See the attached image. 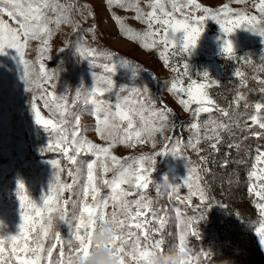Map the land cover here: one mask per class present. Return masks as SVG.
I'll return each mask as SVG.
<instances>
[{"label":"rangeland","instance_id":"1","mask_svg":"<svg viewBox=\"0 0 264 264\" xmlns=\"http://www.w3.org/2000/svg\"><path fill=\"white\" fill-rule=\"evenodd\" d=\"M198 2L213 11H218L222 4H229L233 9H243L249 14L254 12L251 5L237 4L233 0H198ZM59 3L70 6L66 13L70 17V22H63L58 28L55 23L50 25L54 31L47 45V50L43 54H41V49L44 46L41 40L36 39L28 42L23 57L33 69L27 77L28 82L23 75V64L18 52L15 49L6 48L3 53H0V236L19 234L22 218L18 199L20 193L18 181L24 183L29 199L43 207V201L47 196L56 195L55 192L49 191L54 173L57 171L51 162L59 161L60 168L64 170L60 172L61 184L64 180V173L67 172L65 169L73 166L60 149L55 147L56 134L36 124L32 104L36 105L44 119L53 118L50 108L45 107V101L47 100L49 104H52L50 94L54 93L58 102L67 101L69 111L72 114L68 116L69 120L72 119L73 115L80 118V129L83 130V137L94 143L107 146L108 142L101 140L95 132L96 120L93 115V106L84 102L83 93L92 87L97 77L105 75L103 65L115 63L116 70L112 74V79L116 84V89L113 93L106 95V99L115 103V92L121 86L135 87L141 90L147 88L148 91L144 96H147L156 108L164 109L166 107L172 110L169 114V127L172 130L166 129L163 135L156 136L155 148L152 147L151 143L138 144L134 148L124 144H116L111 150L112 154L122 160L126 157L140 155L155 158L150 177L152 183L143 195L150 200L152 194H148V192L153 190L151 186L155 185L154 189H160L154 190L157 192V198H163L165 201L164 210H168L169 214L173 216L172 224H167L166 230L164 228L163 231H167L168 237L172 235L173 241L167 244L166 249L162 248V252L169 253L179 249V236L185 226L183 222L193 221V227L198 234L200 233L196 229L198 218L192 216L197 207L194 205L195 200L198 205L206 203L207 214L211 213L213 218L219 221V225H222L223 233L228 234L229 238L224 245L227 247L228 257H230L231 252L233 254L232 262L229 260L231 264H264V245H261L260 237L256 233V228L259 227L261 220L259 210L256 208L259 201L249 191L252 184L249 173L257 163L258 152L242 151L239 140L232 132L233 130L259 129L250 123L249 117L254 113V105L258 102H264V93L261 92L264 83H260L264 77L259 76L256 72L264 66V37L244 27L225 36L219 24L209 18L205 22L204 31L195 47L186 54H181L175 49L171 50L169 53L170 64L165 65L159 56V52L162 50L161 46L151 50L145 49L139 40L129 39L121 30L120 24L113 18L114 15L119 16L127 28L143 33L147 30V26L134 18L136 15L134 10L114 7L109 5L107 0H59ZM147 5L148 0H139V6L144 12L150 10ZM4 6L12 7L10 0H4ZM57 14V12L50 13L53 21H55ZM192 14L198 15L199 13L192 10ZM0 18H3L4 22L9 23L10 26H16V22L7 15ZM172 35L179 46L183 33ZM225 39H229L233 43L235 56L232 58L223 54L222 47ZM86 49H103L105 52H97L95 55L93 65L91 63V66H94V68L91 67L94 72L85 69V65L89 64L87 56L80 55V50ZM65 54L70 58L67 62L63 60ZM109 54L117 55L121 61H128L131 66H121ZM41 63L44 65L46 74L37 78L36 72ZM185 63L188 65L187 74L184 75L181 72L180 77L185 81V87L190 81L207 83L203 76L204 73H207L214 82L208 89L211 97L220 108L230 113V118L224 117L220 112L212 113L211 119L228 125L227 130L221 129L220 141L202 139L198 146L199 152L186 148L182 144L178 157L170 154L172 147L180 140L186 144L194 136L190 130V124L194 122L192 112H185L183 106L179 104L177 96L169 91L171 82L178 78L177 73L172 69L178 65L182 68ZM233 64L246 67L249 70L253 69V71L235 69ZM237 73L241 75L238 76ZM46 77H51V81L49 82ZM78 89L82 93L80 99L76 98ZM237 93H242L246 98V103L242 101L238 108L233 103ZM123 95L126 93H121V96ZM67 96H72V99ZM144 96H141V99ZM255 96L257 97L256 100L253 98ZM207 119H209V114H202L201 122ZM249 135L252 133L250 132ZM201 137H203V130ZM169 138H171V143ZM211 143H217L218 148L211 149ZM165 146H168V153L157 155V153L164 152ZM230 153L242 155L243 159L245 158L247 161V169L244 175L247 186L245 192L242 193L243 196L239 195L240 197L235 198L234 204L238 206L240 213L253 227L250 226L249 228L246 225V227L238 229L239 232L234 230L237 227L236 220H234L237 212L230 211V202L233 204L230 198L235 194L228 192V185L217 178V173L222 170L225 159ZM80 156L85 158V161L81 162L76 169L82 168L79 181L82 182L83 190L86 183V162H90L94 157L90 154H81ZM202 158H207V162ZM193 167L207 170L200 173L207 199L200 201L199 197H193L191 204H188L186 201L189 189L185 185L184 179L188 175V170ZM114 174L110 171L106 176L102 175L101 169L97 167L96 184L100 189L101 196L110 195L102 181L103 179H111ZM170 185H178L179 191L171 192L169 195ZM124 187L127 188L128 186L125 185ZM63 192L60 194L61 201L64 200ZM164 192L168 194L165 198L163 197ZM88 202H92L90 197ZM82 204L81 194L80 201L74 202L73 217L78 216ZM184 207L193 209L190 217L187 218L188 220L181 216L185 215L182 211L177 217L176 209ZM25 211L31 213L30 208ZM106 211L107 213L113 211L110 199ZM158 214L162 217L165 216L160 211ZM59 216V212L53 214V228L44 240L45 251L43 255L45 260L41 264L44 262L46 264L47 249L52 248L57 242V231L60 232L63 226L68 225L67 238L73 236L78 221L72 218L67 224L65 222L60 223ZM208 218L209 220L212 219V217ZM69 225H73V227ZM157 226L158 228L160 226L158 222ZM149 227L157 228L152 224ZM161 238L164 241L165 236L161 235L157 239ZM61 239L60 234L59 245L63 242ZM153 239L155 238L153 237ZM71 241L74 242L75 240L71 239ZM148 243H151V240ZM78 247V242L75 241L72 252L67 254L63 264H76L75 260L69 262L68 258L74 256V250ZM185 253L186 264H198L191 252ZM189 257L191 258L188 259ZM125 264H141V262L126 256Z\"/></svg>","mask_w":264,"mask_h":264},{"label":"snow or ice","instance_id":"2","mask_svg":"<svg viewBox=\"0 0 264 264\" xmlns=\"http://www.w3.org/2000/svg\"><path fill=\"white\" fill-rule=\"evenodd\" d=\"M12 7H5L4 0H0V17L7 15L16 22V26H10L0 18V53L6 48L15 49L21 59L24 69V77L29 75L33 69L29 62L24 60V49L28 46L30 40H41L43 48L41 54L47 50V45L53 29L52 23L59 25L63 22H70V17L66 15L69 11V5H61L59 0H10ZM234 3L251 5L254 9L252 14L243 9H233L229 4H222L218 11H213L204 7L198 0H148L147 12H144L139 6V0H107L109 5L122 8L125 10H134L135 19L146 24L147 30L143 33L135 32L127 28L119 16L114 15V19L120 24L121 30L129 39L139 40L141 46L145 49H155L161 46L159 52L160 59L165 65L170 64L169 53L171 50H178L181 54L189 53L195 47L204 31V25L209 18L219 24L221 31L228 36L236 29L244 27L253 31L261 37H264V0H233ZM15 9V10H13ZM192 10L199 14L193 15ZM57 12V17L53 21L50 13ZM183 33L182 41L179 46L172 34ZM63 50V49H62ZM223 54L232 58L235 56L234 46L231 40L225 39ZM175 54V53H173ZM80 55L94 57L97 55L95 50H80ZM121 66H131L128 61H121ZM105 75L97 77L96 82L90 89L83 93L85 103L93 106V115L96 120L95 132L101 140L107 141V146L94 143L83 137V130L80 129V118L72 116L69 111L67 101L60 103L57 96L50 94L53 103L45 101V107H49L52 112L50 119H44L36 105L32 104L35 112V122L43 129L56 134L57 141L55 147L60 149L71 165L78 163L77 157L81 154L92 155L93 160L86 163V183L82 190L83 204L78 216L73 219L78 221L75 225L73 236L70 237L78 242L79 247L74 250V256L68 258L69 262L76 261V264H83L93 247H100L94 244L92 234L97 228L103 230L107 227L114 226L116 235L109 247L114 249L120 256V264H125V257L138 259L141 264H153V257L162 252L163 239H153L162 229L164 217L160 216L153 202L143 195L149 188L151 181V171L155 164V158L148 155L137 157H126L123 160L112 154V148L116 144H124L129 147H136L138 144L151 143L152 147L156 146V136L163 135L165 130L171 131L169 127L170 108L158 109L152 104V101L144 96L147 88L143 90L132 87L126 88L121 86L115 92V103L106 99V95L113 93L116 84L112 79V74L116 70L115 63L103 65ZM133 67V66H132ZM177 73V79L171 82L169 91L177 96L178 102L183 106L185 112L191 111L193 120L190 124V130L194 133L193 138L185 144L183 140L177 141L172 147L173 156H178L181 151L180 145L191 148L199 152V145L202 139L207 141H220L221 129L227 130L228 125L218 123L211 119V114L220 112L224 117L230 118V113L220 108L216 101L211 97L208 89L214 83L204 73L203 76L207 83L190 81L185 87V81L180 78L181 72L187 74V63L172 69ZM46 74L43 63L39 65L36 77L41 78ZM237 75H241L237 73ZM50 82L51 77H46ZM260 83H264L261 80ZM55 87V85H52ZM264 93V88H261ZM121 93L126 95L121 96ZM81 91H76V98L80 99ZM141 96H144L141 99ZM63 100V98H60ZM246 98L242 93H237L234 105L238 108L240 103ZM264 102H258L254 105V113L249 117L250 123L264 130ZM202 114H209V119L201 122ZM203 130V137L201 132ZM264 132H257L255 135L260 137ZM171 143V138H169ZM211 149L218 148L217 143L210 144ZM168 153V146H165L164 152L157 155ZM207 162V158H202ZM256 165L249 173L252 184L249 187L252 193L259 201L256 208L259 210L261 220L256 233L260 237L261 245H264V150L258 152L256 156ZM57 169L54 173V179L49 191L55 192V196H47L43 201V207L30 200L27 195V189L22 181H18L22 223L19 234L11 236H0V264H41L45 260L43 255L44 240L49 231L53 228V214L60 213L59 221L68 222V205L69 200L61 201L60 194L71 189L72 185L60 183L59 161L51 162ZM101 169L102 175L110 171L115 174L111 179H103L102 183L109 190L110 195H100V189L97 187L96 169ZM79 174L81 169H76ZM207 171L205 169L190 168L184 183L189 189L187 203L191 204L193 197H199L200 201L207 199L206 192L201 180L200 173ZM69 177L74 176L73 170H68ZM128 187L125 188L124 186ZM178 185H170L169 195L171 192H178ZM98 196L100 197L98 199ZM89 197L91 203L88 202ZM131 197V198H130ZM109 199L112 202L113 211L109 216L107 208ZM183 202V201H182ZM30 208L31 213H26ZM163 211V210H161ZM177 217L180 210L176 209ZM151 217V220L149 219ZM159 223L160 228L149 227L150 224ZM184 223L179 236V250L187 252L185 244V235L190 233L193 237L198 236L193 221L189 220ZM151 240V243L148 241ZM56 244L47 249L46 264H63V261L55 262L52 260L53 250L60 244V232H56ZM144 242L143 244L141 242ZM7 253V256L5 254ZM63 257V249L60 252ZM207 257L208 253H204ZM189 257L188 259H190ZM186 264V262H184Z\"/></svg>","mask_w":264,"mask_h":264},{"label":"trees","instance_id":"3","mask_svg":"<svg viewBox=\"0 0 264 264\" xmlns=\"http://www.w3.org/2000/svg\"><path fill=\"white\" fill-rule=\"evenodd\" d=\"M95 51L96 53L97 52L105 53L103 49H95ZM109 55L115 62L120 64L121 59L117 55H113V54H109ZM94 57H87V62L89 64L85 65V69L92 72L94 71L93 69H91V67L94 68V66H91V63L93 65ZM68 59H70L69 56L65 54L63 57L64 62H67ZM106 61L109 62L108 59H106ZM233 67L235 69H240L241 71L242 70L247 72L253 71V69L249 70L246 67H241L236 64H233ZM256 72L259 76L264 77V66L262 68H259L258 71ZM67 97H69V99H72V96H67ZM253 98L255 100L257 99L256 96ZM36 130L38 131V129ZM232 132L236 135V138L239 140L240 149L242 151L248 150L249 152L252 153L254 151L260 152L261 150H264V134H262L260 137H257L255 135V133L264 132V130H260V129H251L250 131L233 130ZM250 132L252 133V135H249ZM77 161L78 163L76 165H73L72 168L69 167L68 169H65L67 170V172L68 170H73L74 176L69 177L67 172L65 171L64 180L62 181V184L72 185L71 189H66L63 192L64 199L70 201L69 205L67 206L69 213L68 222L73 218L74 202L78 200L80 201V197L82 194V182L79 181L82 173L80 172L79 174H76L75 170L81 162L85 161V158L79 155L77 157ZM246 166H247V161L245 158L243 159L242 155H238L236 153H230V155L225 159V163L224 166L222 167V170L217 173L218 176L217 178H220L222 181L226 183V185H228V192H232L235 194V196L230 198V200L233 201V204L230 202L231 204L230 211L237 212L236 218L234 219L236 220L237 227H235L234 230H237L238 232H239L238 229L244 228L246 227V225L249 228L251 226L248 223L247 219H245V217L240 213V210H238V206L234 204V202H236L235 198L238 197L239 195L243 196L242 193L245 192V188L247 186L246 180L244 179L245 171L247 169ZM80 169L82 170V168ZM151 187H153V190H150L148 194L150 193L152 194L150 200L153 202V207H155L157 213H159L160 211L165 214L164 224L160 231V234L159 235L157 234L156 236H154V238L155 239L160 238L161 235L165 236L164 243L162 244V248L166 249L167 244L173 241V237L172 235L168 237L167 231L165 232L163 231L164 228L166 230L167 224L169 225L172 224L173 216L169 214L168 210H164L165 201L163 200V198L162 199L157 198L158 195L157 192L155 191L160 189L159 188L154 189L155 185ZM158 192L160 193V191ZM167 195H168L167 193L165 192L163 193L164 198ZM194 202H195L194 205L195 206L197 205V207L192 216L198 218L196 229L199 230L200 233L196 237H193L190 233H187V237H185V244L187 249H189V251L187 252H191L193 254V258L197 259L198 264H231L233 259V254L231 252L230 257H228V253L226 251L227 247L224 245L225 241L229 238L228 234H226L225 232L223 233V231L221 230L222 225H219V221L217 219H214L211 213L207 214L206 203L204 204L202 203V205H198L197 201L194 200ZM179 210L185 214L181 216L186 219L190 217V213L193 211L191 207L190 208L184 207ZM111 212L112 211H109L107 214L110 216ZM208 217H212V219L209 220ZM150 218L151 217H149V219ZM152 225L158 228L157 223H154ZM67 226L68 225L63 226L62 230L60 231V234L62 236L61 240L63 242H61V245H58L53 251L52 260L55 262L63 261L64 258H67V254L69 252H72L73 250V243L75 241L72 242L70 240V237L67 238L66 232L69 230ZM69 226L73 227V225H69ZM61 249H63V253L65 254V256L63 255V257H61L60 255ZM204 253H208V256L205 257ZM229 260L231 262H229ZM43 264H45V262Z\"/></svg>","mask_w":264,"mask_h":264},{"label":"clouds","instance_id":"4","mask_svg":"<svg viewBox=\"0 0 264 264\" xmlns=\"http://www.w3.org/2000/svg\"><path fill=\"white\" fill-rule=\"evenodd\" d=\"M116 235L114 226L107 227L103 230L97 228L92 234L94 244H99L100 247H93L87 259L83 264H120V256L114 252L110 245ZM186 253L179 249L169 253H158L153 259V264H184Z\"/></svg>","mask_w":264,"mask_h":264}]
</instances>
